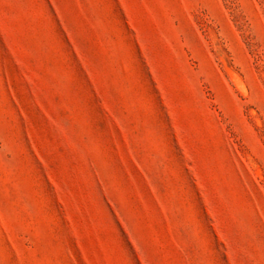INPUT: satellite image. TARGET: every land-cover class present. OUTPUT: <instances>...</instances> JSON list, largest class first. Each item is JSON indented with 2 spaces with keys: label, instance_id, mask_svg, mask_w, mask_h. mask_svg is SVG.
I'll return each instance as SVG.
<instances>
[{
  "label": "rangeland",
  "instance_id": "rangeland-1",
  "mask_svg": "<svg viewBox=\"0 0 264 264\" xmlns=\"http://www.w3.org/2000/svg\"><path fill=\"white\" fill-rule=\"evenodd\" d=\"M0 264H264V0H0Z\"/></svg>",
  "mask_w": 264,
  "mask_h": 264
}]
</instances>
